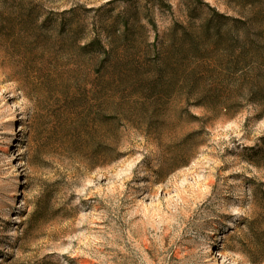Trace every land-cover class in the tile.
<instances>
[{"label":"rangeland","instance_id":"1","mask_svg":"<svg viewBox=\"0 0 264 264\" xmlns=\"http://www.w3.org/2000/svg\"><path fill=\"white\" fill-rule=\"evenodd\" d=\"M253 7L0 0V264H264V95L228 111L181 102L178 85L143 106L130 99L142 91L139 52L154 56L212 10L246 20ZM129 26L134 57L106 93L92 44ZM250 28L244 74L264 79L253 71L264 34ZM227 29L215 74L232 79Z\"/></svg>","mask_w":264,"mask_h":264},{"label":"trees","instance_id":"2","mask_svg":"<svg viewBox=\"0 0 264 264\" xmlns=\"http://www.w3.org/2000/svg\"><path fill=\"white\" fill-rule=\"evenodd\" d=\"M248 1L254 7L252 16L246 20L230 18L212 10L201 18L198 25H179L173 28L169 36V46L155 47L154 56L153 51L149 49L139 52L140 68L137 71L141 73L139 84L142 91L140 94H130L133 104L143 106L148 101L156 99L155 97H161V94L155 93L160 88L169 89V92H166L170 95L173 92L171 90L177 85L181 89V102L187 104L194 101L198 106L216 111L233 110L244 101L256 102L264 95V79L262 77L249 79L244 74V69L249 67L243 59V49L250 43L248 33L250 26L264 34V0ZM259 3L260 5H257ZM139 23L135 22L137 29L143 30L145 27ZM224 27H228V42L232 45L231 53L229 52V56L226 57L230 60L228 70L234 71L235 74L241 73L238 78L225 79L215 74L219 64L218 59L216 60V51L221 43V32ZM128 28L122 36H108L106 45H102L100 41V44L96 43L97 41L92 44L100 51L92 55L90 64L96 69L98 87L106 93L107 87L104 84L111 85L108 83L111 72L121 64V61L130 62L132 56L134 57V52H130V48L134 47H128L133 46L130 35L132 28L130 26ZM240 32L243 33L242 36ZM119 44L124 46L123 49L126 48L122 55L119 52ZM239 44L241 53L236 51ZM255 64L254 72L263 70L264 64L257 61ZM177 68L181 70V81H174L173 73ZM112 105L114 106V103ZM105 119L100 114L96 124L108 125Z\"/></svg>","mask_w":264,"mask_h":264}]
</instances>
